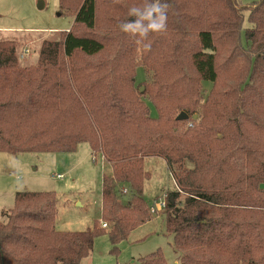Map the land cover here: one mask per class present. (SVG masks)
Instances as JSON below:
<instances>
[{"label": "trees", "instance_id": "16d2710c", "mask_svg": "<svg viewBox=\"0 0 264 264\" xmlns=\"http://www.w3.org/2000/svg\"><path fill=\"white\" fill-rule=\"evenodd\" d=\"M174 1L165 0L163 32L139 37L121 31L99 37L94 31L102 0H60V10L73 16L74 24L58 40L43 42L33 66L20 68L15 41L0 39V151L72 152L88 142L93 155L101 154L112 169L103 178L105 227L97 221L85 231H59L60 199L54 193L18 192L15 207L3 211L0 219V264H86L96 236L106 232L112 251H119V244L146 222L150 210L144 198V183L151 176L145 169L149 158L165 160L175 183L166 194L165 223L175 250L181 252L180 264H264V150L256 149L261 141L241 121L242 114L252 119L261 132L259 139L264 136L259 124L264 97L257 96L258 91L253 97L241 93L252 84L246 81L247 87L234 91L229 116L224 110L222 119L219 113L208 118V106L201 116L196 109L198 88L174 71L185 50L200 79L215 85L218 38L235 39L239 49H252L255 70L264 61V0L249 7L239 0H197L201 10L194 17L187 14L190 5ZM179 7L187 11L177 15ZM216 9L223 16L213 21L208 12ZM246 9L251 26L243 41ZM134 19L128 15L126 20ZM190 33L197 39L194 48ZM113 42L123 47L124 60L117 59V49L109 59L95 61L113 50ZM79 56L86 58L81 61ZM137 66L153 73L144 90L136 88ZM178 93L181 96L170 101L171 94ZM141 96L148 97L158 116L151 115ZM182 110L188 119L173 115ZM120 185L132 192L128 202L117 195ZM134 264L168 263L159 249Z\"/></svg>", "mask_w": 264, "mask_h": 264}, {"label": "rangeland", "instance_id": "374dc122", "mask_svg": "<svg viewBox=\"0 0 264 264\" xmlns=\"http://www.w3.org/2000/svg\"><path fill=\"white\" fill-rule=\"evenodd\" d=\"M239 1L244 7H249L253 3H260L262 0ZM174 2L181 3L187 8L190 5L191 11L187 13L188 16L194 17L201 10L197 0H175ZM146 3H151V1L102 0L98 26L94 31L95 36L103 37L121 32L120 25L127 21L129 9L143 7ZM183 10L187 11V9L179 7L176 14L182 15ZM62 11V9L60 10V0H0V39L15 41L17 53L25 49L30 51L24 60L19 61L20 68L37 64L43 42L45 40H58L61 37V32L69 31L72 28L74 17L66 13L63 14ZM222 16L223 11L219 9L208 12V17L213 21L219 20ZM244 16L241 33L243 41H245L246 29L251 26L249 9L245 10ZM188 38L190 47L194 48L193 46L197 45L196 37L190 33ZM226 40L216 39L219 79L215 85L200 79L191 63L189 52L185 50L181 52L182 55L179 58L180 66L175 67L174 70L183 74L185 78L189 79V82L198 88L197 96L194 95L198 103L196 109L202 116L201 111L205 106H208V118H217L216 114L219 113L222 119L225 117L224 110L229 116L232 108L230 102L236 97V92L247 87L246 81L252 83L249 85L251 88L249 87L246 91L242 90L241 93L244 94L245 92L248 97H253V93L258 91L257 96L264 97V61L259 63V66L255 67L254 70L252 49L248 50L245 47L239 49L235 39ZM118 46L114 43L111 45V48L114 47L111 52L100 55L95 61L100 58L109 59L116 52ZM190 47L188 46V49ZM122 52L123 47L117 50L116 57L119 61L124 60L122 57L125 53ZM79 57L81 61L86 58L84 56ZM136 70V83L138 84L136 88L140 86V89L144 90L145 85L143 83H151L153 73L142 66H137ZM252 76L255 78L252 79ZM215 94H217L215 98L211 99L208 104V98ZM171 95L170 101L181 96L179 93ZM141 98L148 103L151 115L158 116L155 106L148 100V97L141 96ZM261 109L264 117V105ZM182 111L174 112L173 115L176 116V119ZM198 113L194 115V118H199ZM253 114H255L254 110ZM241 118L242 124L245 123L249 132H252L251 134L261 141L258 142L256 149L263 151L264 147L259 143L264 144V136L259 139L261 132L252 126L255 121L247 119L244 114ZM261 121L259 124H262L261 129L264 130V120L261 119ZM218 143L223 144V142H216L217 145ZM223 149L222 152L225 153L228 147L225 146ZM240 161L246 165L244 158H241ZM145 169L151 173V176L144 183V198L147 205L151 207L155 199L162 198L170 190H173L175 183L165 160L161 158L147 159ZM111 173L112 169L105 162L103 156L99 153L96 156L93 155L88 142L78 144L77 149L72 152L13 154L0 151V219L4 217L3 211L15 207L18 192H52L60 199L55 226L57 230L85 231L92 228L97 221H100V225L103 227V224L107 222L103 219L105 212L102 199L103 178L104 174L111 175ZM59 175L62 176L59 177ZM223 177L225 176L223 175ZM116 191L119 198L125 202H128L132 196L130 189L123 185L118 186ZM185 197L186 193L182 192L181 200L184 201ZM165 213L166 209L155 214L147 210L146 222L137 226L130 233L129 238L119 244V251L117 252L112 251L113 245L107 232L96 236L93 252L86 264H134L139 258L159 249H161L168 264H180L181 252L175 250L174 238L167 233ZM250 217L255 216L251 215ZM258 217L263 218L261 215Z\"/></svg>", "mask_w": 264, "mask_h": 264}, {"label": "clouds", "instance_id": "9594fccd", "mask_svg": "<svg viewBox=\"0 0 264 264\" xmlns=\"http://www.w3.org/2000/svg\"><path fill=\"white\" fill-rule=\"evenodd\" d=\"M168 4L165 0H151L143 7H132L129 16L136 17L120 25L121 30L126 33L147 37L149 32H163L166 29ZM141 21H146L142 26ZM150 45H145L149 48Z\"/></svg>", "mask_w": 264, "mask_h": 264}, {"label": "built area", "instance_id": "2783aa9c", "mask_svg": "<svg viewBox=\"0 0 264 264\" xmlns=\"http://www.w3.org/2000/svg\"><path fill=\"white\" fill-rule=\"evenodd\" d=\"M29 53L30 51L28 49H25L24 51H22L20 53L21 60H24L29 55ZM61 176L62 175H59V177ZM167 205H168V196L165 194L162 198H158L154 200L153 205L150 207V212L152 214L161 212L164 209H166ZM103 226H106V224L104 223Z\"/></svg>", "mask_w": 264, "mask_h": 264}, {"label": "water", "instance_id": "95a60500", "mask_svg": "<svg viewBox=\"0 0 264 264\" xmlns=\"http://www.w3.org/2000/svg\"><path fill=\"white\" fill-rule=\"evenodd\" d=\"M188 118H189V115L185 111H182L177 117L178 120H185Z\"/></svg>", "mask_w": 264, "mask_h": 264}]
</instances>
